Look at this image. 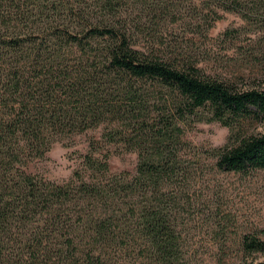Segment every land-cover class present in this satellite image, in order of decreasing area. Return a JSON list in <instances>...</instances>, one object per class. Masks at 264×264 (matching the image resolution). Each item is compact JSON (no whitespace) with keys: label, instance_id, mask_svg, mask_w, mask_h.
I'll list each match as a JSON object with an SVG mask.
<instances>
[{"label":"trees","instance_id":"obj_1","mask_svg":"<svg viewBox=\"0 0 264 264\" xmlns=\"http://www.w3.org/2000/svg\"><path fill=\"white\" fill-rule=\"evenodd\" d=\"M223 13L242 25L212 38ZM200 122L228 129L217 171L264 169V0H0V264H199L180 151ZM97 130L68 180L37 172ZM110 148L134 169L111 172ZM213 249L264 264L253 235Z\"/></svg>","mask_w":264,"mask_h":264},{"label":"rangeland","instance_id":"obj_2","mask_svg":"<svg viewBox=\"0 0 264 264\" xmlns=\"http://www.w3.org/2000/svg\"><path fill=\"white\" fill-rule=\"evenodd\" d=\"M242 25L239 17L223 13L210 32L217 38L226 29ZM215 40V39H214ZM215 68L208 69L214 73ZM99 131H87L69 141L56 142L47 160L38 164L37 172L51 182L68 180L79 165V156L86 143L98 137ZM228 129L218 122H200L186 130L180 154L183 160L195 167L196 176L191 182L196 193V204L188 211L185 230L187 239L200 247L199 264H216L215 243L220 237L232 240L235 236L253 235L264 241V169L248 174L222 173L213 167L208 151L224 144ZM110 147V146H109ZM109 167L113 173L132 171L136 164L133 152L118 153L110 148ZM248 261L264 260V252L252 254Z\"/></svg>","mask_w":264,"mask_h":264}]
</instances>
